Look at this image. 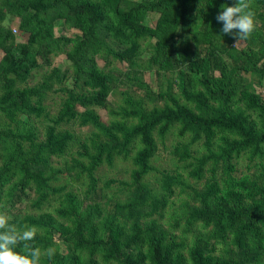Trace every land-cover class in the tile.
Returning a JSON list of instances; mask_svg holds the SVG:
<instances>
[{
	"label": "trees",
	"instance_id": "16d2710c",
	"mask_svg": "<svg viewBox=\"0 0 264 264\" xmlns=\"http://www.w3.org/2000/svg\"><path fill=\"white\" fill-rule=\"evenodd\" d=\"M198 1L154 0L146 7L133 8L126 0H0V24L6 17L17 18L18 30L28 34L21 44H14V35L9 31L0 35V115L7 123L14 122L18 115H25L24 124L29 118L45 113L43 97L53 85L66 79L67 69L52 67L38 85H18L27 82L32 70L48 65L49 55L71 44L62 59L72 68L70 87L57 88L65 97L55 117L48 120L42 140H37L32 127L14 132L0 130V202L2 198L20 202L28 198L27 190L31 189L36 193L31 205L38 209L49 194L64 191V187L54 189L48 185L60 172L49 166V159L63 155L67 143L72 141L71 132L57 133L55 127L74 120L77 108L84 110L81 125L90 124L103 136L102 140L91 141L93 154L88 153L87 146L78 143L88 162L83 166L72 160L70 168L78 167L85 174L88 188L82 198L65 191L62 203L54 211L59 219L68 218L72 229L50 214L12 220L18 227L36 226L43 231L31 242L41 250L52 244L55 232L59 234L67 249L64 254L53 253L47 258L54 264H95L97 252L102 264H256L264 261V164L259 163V173L254 178L233 175L234 161L240 154L247 152L249 160L264 158V100L248 90L237 89L227 79L215 80L211 73L219 52L224 50L213 42L218 34L215 17L226 0H205L206 7L214 10L203 41L209 48L200 58L192 54L189 41L195 39L188 34L196 25L198 13L194 4ZM259 9L255 16L264 28V0H259ZM151 11L159 15L149 27L145 24V15ZM38 15L45 18L39 19ZM54 27L70 28L76 35L55 37ZM146 38L154 40L148 67L155 66L156 73L175 72L182 102L168 89L155 96L168 103L161 109L120 111L124 118L138 117V123L132 127L126 128L118 122L105 124L88 109L106 107L114 81L110 73L97 67L95 57L103 53L105 57L133 66L140 44ZM42 39L46 43L33 54L30 46ZM261 43L264 45V37ZM251 55L254 52L249 50L246 57ZM241 71L257 74L256 83L264 78V64L242 66ZM126 103L133 106L130 97H126ZM174 125H178L180 136L189 134L187 143H177L173 148L176 160H192L188 164V176L194 180H201L205 172L210 174L201 189L192 190V199L198 206L191 207L187 213L189 223L199 222L201 229L209 230L196 234L186 256L182 253L184 244L167 239V232L151 219L160 215L175 187H185L181 177L159 172V195L151 193L141 182L152 170L149 160L156 151L152 134L163 136ZM200 140L204 154L193 158L189 147ZM214 140L218 142L215 150ZM134 143L140 147L132 157L134 169L129 174L130 182H121L129 188L128 199L114 204L112 212L103 215L100 206L91 203L95 199L94 169L101 161L110 165L114 156L127 158ZM208 164L210 168H206ZM112 183L114 180H107L103 186ZM5 186H8L6 191ZM139 216L149 220L139 224ZM118 219L129 220L128 227ZM217 245H222L220 252L216 251ZM20 250L18 246L16 251ZM82 252L87 257L84 263L79 260Z\"/></svg>",
	"mask_w": 264,
	"mask_h": 264
},
{
	"label": "rangeland",
	"instance_id": "374dc122",
	"mask_svg": "<svg viewBox=\"0 0 264 264\" xmlns=\"http://www.w3.org/2000/svg\"><path fill=\"white\" fill-rule=\"evenodd\" d=\"M133 4V8L146 7L147 3L154 0H126ZM225 1V0H224ZM263 1V0H262ZM234 0H226L222 5L233 6ZM195 10H197L198 17L196 19V25L190 29L188 36L194 37L195 40L189 41V46L192 54L197 57H202L203 53L209 48V45L203 41L206 38L205 30L206 25L213 18L214 10L206 7L205 0H200L194 4ZM251 10L256 15L259 13V0H251ZM192 13V12H191ZM28 16V14H25ZM159 12H147L145 15V24L149 27L154 25ZM39 19L45 18L43 15L37 16ZM19 20L13 17H6L0 24V35L5 31L11 32L14 35V44L24 43L28 34L18 30L17 24ZM256 28L251 34L250 38L241 42L237 47H233L235 43L233 35L223 34L221 29L223 27L222 22H217V33L214 37V46H223L224 50L219 52L216 66L213 67L211 73L215 80L219 81L227 79L230 85H235L237 89H245L256 95H259L264 100V78L256 83L258 75L253 71L247 74H243L241 71L242 66H250L264 64V45L261 43L264 37V28L261 26L259 20L255 16ZM30 27L33 29L34 24L31 21ZM237 30H233L235 33ZM53 36L64 35L66 37H74L76 34L74 30L65 28L59 30L58 27L53 28ZM229 37V40H228ZM154 40L150 38L144 39L139 48V52L135 58L133 66L127 65L125 62H118V60L112 57H105L103 53H99L95 57L97 67L104 72H108L112 75L114 81V87L108 93L106 98V107L97 108L92 107L88 110L96 114L100 121L105 124L109 123H124L126 128H130L138 123V117L130 116L128 118L122 117L120 111L123 109L127 112L130 110L141 109L144 112H148L151 109H161L164 105L168 104L165 99L159 100L155 96L157 93H163L166 90L170 91L182 102L179 98L178 89L176 87L175 72H155V66L148 67V59L152 54V45ZM46 43L45 39L39 41V43L32 44L30 51L35 54L39 51L40 45ZM71 44L62 48L59 53L48 56V65H42L37 69L31 71V76L26 83H20L18 86L22 87L26 85L32 87L38 85L43 77L48 74L52 67L60 66L61 69H67L66 79L58 85H53L51 91L47 92L42 101V107L44 114L38 117L29 118L28 122H24L25 115H18L14 122L7 123V121L0 115V130L21 131L32 127L37 134V140L43 139L45 134V128L49 125L48 120L53 119L60 108L62 101L64 100V93L57 91L58 87L65 86L70 87L72 68L63 61V52L69 50ZM250 51L254 52V55H246ZM1 56V52H0ZM193 57V56H191ZM37 61L40 62V59ZM185 67L182 66L183 70ZM126 97H130L132 105L126 103ZM140 102V106L136 103ZM45 115V116H44ZM84 117V110L77 108V116L74 120L60 124L55 127L57 133L63 131L71 132L72 141L67 143L65 152L61 156H51L49 159V166L55 170H60L56 177L48 182L50 188L57 189L64 187V191L59 194L48 195L45 201L38 209L32 207L31 203L36 197V193L33 190H27V199H21L20 202L8 201L7 198H2L0 202V211L6 212L11 215L13 219H21L25 216L36 217L40 214H50L56 217L57 221L63 222L64 225L72 229V223L67 218L64 220L59 219L54 211L62 203V194L65 191H70L82 198L84 191L88 188V181L84 173H80L78 167L70 168L71 161L77 160L83 166L87 165V159L82 154L81 148L78 143H82L88 148V153L93 154L94 151L91 147V141L102 140L103 136L99 130L92 127L90 124L81 125V120ZM251 117L254 118V113H251ZM178 125H174L165 132L163 136H159L157 133H153L156 151L149 160V165L152 170L146 173L141 182L146 185L151 193L159 195V172L164 171L170 174H177L181 177L185 187L174 188V194L171 198L166 200L165 207L160 211V215L151 217L154 219L161 229L167 232V239L174 240L175 242H182L184 244L182 253L186 256L188 249L192 246L193 241L197 233L208 232L209 229H201L199 222H188V211L191 207H197L198 203L192 199V190H199L210 176L208 172L204 173L201 180H194L188 176V164L192 162L191 159L178 162L176 157L172 154L173 148L177 143H187L189 141V134H178ZM217 141H213L212 148L215 150ZM140 147L138 143H134L131 147V152L127 158L121 156H114L112 163L107 165L104 161H101L99 165L94 169L93 176L96 179L95 186V199L91 203H97L102 214H110L112 212L113 205L116 203H124L129 196V188L123 187L121 182L129 184V174L134 169L132 163V157L134 152ZM24 148H27L24 144ZM190 150L193 158H197L204 154V149L201 144V140L190 145ZM264 151V145L262 146ZM249 154L247 152L240 154V156L234 161L235 172L233 175L238 177L240 175H247L250 178H254L259 173V163L264 164V158H252L248 159ZM206 168H210L208 164ZM219 172V171H218ZM80 174V175H78ZM78 175L77 179L75 176ZM216 178H218L216 176ZM107 180H114V183L108 187L103 186V183ZM15 179L10 183L12 184ZM9 184V185H10ZM8 189L5 186L4 191ZM139 224H144L149 218L142 216L137 217ZM120 223H124L128 227L130 221H124L118 219ZM13 223V222H12ZM39 234H43L42 230H38ZM51 249L53 253L64 254L66 247L62 242L58 233H54L52 237V244L45 250H42L45 254L42 255L40 264H54L52 260H48L47 251ZM222 245L216 246V251L220 252ZM87 259L84 252L79 254V260L84 263ZM95 264H102L100 259V253L95 255ZM115 264V263H111ZM256 264H264V261L260 260Z\"/></svg>",
	"mask_w": 264,
	"mask_h": 264
},
{
	"label": "clouds",
	"instance_id": "9594fccd",
	"mask_svg": "<svg viewBox=\"0 0 264 264\" xmlns=\"http://www.w3.org/2000/svg\"><path fill=\"white\" fill-rule=\"evenodd\" d=\"M215 20L222 22L223 34L233 35L235 41L233 47L249 39L256 28L251 0H234L233 6L222 5ZM233 30L237 31L233 33ZM37 233L36 226L18 227L12 223L11 215L0 211V264H40L45 253L31 243ZM18 246H21L20 251H16ZM52 254L53 250L49 249L47 251L49 258Z\"/></svg>",
	"mask_w": 264,
	"mask_h": 264
}]
</instances>
